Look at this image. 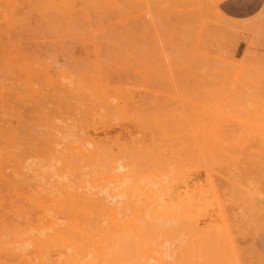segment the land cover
Masks as SVG:
<instances>
[{"label":"rangeland","instance_id":"1","mask_svg":"<svg viewBox=\"0 0 264 264\" xmlns=\"http://www.w3.org/2000/svg\"><path fill=\"white\" fill-rule=\"evenodd\" d=\"M0 188V264H55L51 233L83 213L118 224L123 264L132 235L155 240L149 264H264L257 16L224 0H0Z\"/></svg>","mask_w":264,"mask_h":264},{"label":"bare ground","instance_id":"2","mask_svg":"<svg viewBox=\"0 0 264 264\" xmlns=\"http://www.w3.org/2000/svg\"><path fill=\"white\" fill-rule=\"evenodd\" d=\"M207 127V126H206ZM7 143H8V141H7ZM93 150V149H92ZM99 153V152H98ZM79 155V154H78ZM100 155V154H99ZM143 155V154H142ZM148 155V154H147ZM81 156V155H80ZM72 157H74V156H72ZM83 158V157H82ZM80 159V158H79ZM95 159V158H94ZM199 159V158H198ZM74 161V160H73ZM72 161V162H73ZM79 161V160H78ZM96 162L95 163H97V161L98 160H95ZM107 161V160H106ZM71 162V163H72ZM92 165V164H91ZM94 165H96V164H94ZM93 165V166H94ZM99 165V164H98ZM92 166V167H93ZM91 167V166H90ZM99 169V168H98ZM93 170V169H92ZM70 172V171H69ZM17 173V172H16ZM23 173V172H22ZM3 174V173H2ZM14 174V173H13ZM9 175V174H8ZM22 177H23V175H22ZM10 178V177H9ZM25 178V177H24ZM14 179H15V177H14ZM10 180H12V179H10ZM24 180V179H23ZM2 181V180H1ZM13 181V180H12ZM16 182V181H15ZM11 183V182H10ZM24 183V182H23ZM41 183V182H40ZM151 183V182H150ZM129 184V183H128ZM19 185V184H18ZM37 186H38V184H36ZM35 185V186H36ZM89 185V184H88ZM167 185V184H166ZM42 186H43V184H42ZM57 186H58V184H57ZM64 186V185H63ZM62 186V187H63ZM5 187V186H4ZM22 187H24V186H22ZM66 187H68V186H66ZM71 187V186H70ZM158 188V187H157ZM1 189V188H0ZM48 189V188H47ZM105 189H106V187H105ZM170 190V189H169ZM34 191V190H33ZM142 191V190H141ZM40 192V191H39ZM57 193V192H56ZM98 193V192H97ZM101 193V192H100ZM83 194V193H82ZM86 194V193H85ZM195 194V193H194ZM8 195V194H7ZM20 195V194H19ZM52 195V194H51ZM87 196V195H86ZM7 197V196H6ZM3 198V197H2ZM52 198V197H51ZM86 198V197H85ZM98 198H100V197H98ZM42 199V198H41ZM102 199V198H101ZM14 200V199H13ZM39 200V199H38ZM74 200V199H73ZM100 200V199H99ZM139 200V199H138ZM137 201V200H136ZM160 201V200H159ZM164 201V200H163ZM194 201V200H193ZM17 202V201H16ZM20 202H21V200H20ZM25 202V201H24ZM77 202V201H76ZM97 202V201H96ZM197 202V201H196ZM56 203V202H55ZM64 203H67V201L66 202H64ZM87 203L88 202H86V205H87ZM90 203V202H89ZM95 203V202H94ZM101 203V202H100ZM28 204V203H27ZM48 204V203H47ZM98 204V203H97ZM102 204V203H101ZM76 205V204H75ZM195 205V204H194ZM74 206V205H73ZM2 207H4V205L2 206ZM31 207V206H30ZM92 207V206H91ZM97 207V206H96ZM129 207V206H128ZM62 208V207H61ZM98 208H99V206H98ZM193 208V207H192ZM57 209H59V208H57ZM122 209V208H121ZM65 210V209H64ZM68 210V209H67ZM96 210V209H95ZM148 210V209H147ZM61 211V210H60ZM28 213V212H27ZM94 213H95V211H94ZM3 214V213H2ZM5 214V213H4ZM16 214H17V212H16ZM40 214V213H39ZM96 214H98V213H96ZM132 214V213H131ZM139 215V214H138ZM80 216V217H79ZM99 216V215H98ZM97 215H88L87 213H83V214H80V215H78V216H76V217H78V218H74L73 220H72V218L70 219V218H68V220H72V221H69L70 223L68 224V225H66L65 223L66 222H68V221H66L64 224H63V227H65V225H66V229L65 230H55V232L54 233H51V231H50V233H51V239L50 240H52V244L53 245H55L56 247L54 248V246L50 249V250H52L53 249V251H54V249H56L57 251H58V253L56 254L58 257H56V258H58V260H57V262L55 263V264H121L122 262H121V260H120V256H121V254H125L127 251V249H126V246H124L125 247V249L123 250V246L122 245H125V244H123L124 242H125V237H124V239H123V236L124 235H119V234H121L120 232H118L117 230L120 228H118V224L117 223H115L114 225H112V229L110 228L111 226H109V225H105L104 224V222L103 221H101L100 219L101 218H99ZM13 217H15V216H13ZM104 217H106V215L104 216ZM103 217V218H104ZM157 217V216H156ZM7 218V217H6ZM10 218V217H9ZM61 218V217H60ZM2 218H0V220H1ZM4 219H5V217H4ZM11 219H12V216H11ZM10 219V220H11ZM29 219V218H28ZM111 219H114V217H112V218H110V220ZM138 219V218H137ZM141 219V218H140ZM8 220V219H7ZM7 220H6V222H7ZM53 220V219H52ZM143 220V219H142ZM12 221H14L13 219H12ZM17 221V220H16ZM32 221V220H31ZM101 221V222H100ZM114 222H115V220H113ZM2 222V221H1ZM9 222V221H8ZM52 222H54V220L53 221H51V223L50 224H52L53 225V223ZM63 222V221H62ZM103 222V223H102ZM147 222V221H146ZM58 223V222H57ZM140 223V222H139ZM161 223H162V221H161ZM3 224V223H2ZM11 224H12V222H11ZM22 224V223H21ZM32 224V223H31ZM16 225V224H15ZM138 225V224H137ZM1 226V225H0ZM7 226H10L9 224L7 225ZM26 226H28V225H26ZM61 226V225H60ZM155 226V225H154ZM163 226V225H162ZM173 226V225H172ZM39 227V226H38ZM62 227V226H61ZM143 227V226H142ZM158 227V226H157ZM39 228H41V227H39ZM44 228V227H43ZM50 228V227H49ZM21 229V228H20ZM45 229V228H44ZM55 229V228H54ZM59 229H60V227H59ZM109 229H111V231L109 230ZM192 229V228H191ZM40 230V229H39ZM46 230H48V228L46 229ZM154 230V229H153ZM13 231V230H12ZM27 231H30V230H28V228H27ZM41 231H43L44 232V230H42L41 229ZM75 231H77L78 232V234L76 235V234H73ZM162 231V230H161ZM2 232V231H1ZM43 232H41V233H43ZM111 232V233H110ZM28 233H30V232H28ZM33 233V232H32ZM45 233V232H44ZM43 233V234H44ZM140 233V232H139ZM155 233V232H154ZM40 236H41V234L40 233H38ZM156 234V233H155ZM159 234V233H158ZM45 235V234H44ZM43 235V236H44ZM49 235V234H48ZM132 235V234H131ZM167 235V234H166ZM212 235V234H211ZM1 236V235H0ZM42 236V237H43ZM144 236V235H143ZM4 237V236H3ZM45 237V236H44ZM122 237V238H121ZM147 237H148V235H147ZM157 237V236H156ZM17 238V237H16ZM30 238V237H29ZM117 238H120V239H122V240H124V242L123 241H121L120 240V243H122V244H120V243H117V245H115V247H112L113 246V242H114V240L116 241V242H119V241H117L118 239ZM128 238V237H127ZM142 238H144V237H142ZM149 238H150V236H149ZM158 238V237H157ZM210 238V237H209ZM2 239V238H1ZM130 239H131V236H130ZM152 239H153V237H152ZM27 240H30V239H27ZM143 239H141L140 240V238H137V237H135V236H133L132 235V242H134L135 244H134V247H133V244H131L132 245V247L130 248V249H132V251H129V253L131 254V252H133L135 249H136V259H135V257H134V255H133V259L131 260V262H134L135 264H149L150 262V260H148L149 258H148V256H147V258H146V260L144 259V258H142V257H144L143 255H141L142 254V250H146L147 249V247L148 246H153V242L155 241V240H153V242L150 240V242L151 243H149V241H147L148 239H144L143 241H142ZM43 241V240H42ZM126 241H127V239H126ZM130 241V240H129ZM146 242V243H142V242ZM3 242H5V241H3ZM3 242H2V245H3ZM32 242V241H31ZM38 242H40V241H38ZM131 242V241H130ZM149 244H148V243ZM157 242V241H156ZM18 243H20V242H18ZM44 243H46V242H44ZM43 242L41 243V244H44ZM142 243V244H141ZM22 246H23V244L22 243H20ZM118 244H119V247H118ZM143 246L144 244H147L146 246L147 247H142L141 245ZM194 244V243H193ZM0 245H1V243H0ZM37 245H38V243H37ZM120 245L123 247L122 249H120ZM130 245V246H131ZM137 245H140V247H136ZM158 244H156V246H157ZM5 246H6V244H5ZM24 246H25V244H24ZM43 246H45V245H43ZM145 246V245H144ZM155 246V247H156ZM158 246H160V245H158ZM181 246V245H180ZM4 247V246H3ZM42 247V246H41ZM46 247L48 248L49 247V245L47 246L46 245ZM118 247V249H120V251L119 252H121V250H122V252L119 254V252H118V250H116V248ZM136 247V248H135ZM154 247V246H153ZM22 248H24V247H21V248H19V250L20 249H22ZM45 248V247H44ZM43 248V249H44ZM187 248V247H186ZM2 249L3 248H1V251H2ZM4 249H6V247H4ZM3 249V250H4ZM34 249H37V248H33V250ZM157 249H158V247H157ZM8 250H10V251H12V248L11 249H9V247H8ZM22 250H24V249H22ZM20 251L18 254L19 255H21V253H25V252H23V251ZM25 250H26V248H25ZM24 250V251H25ZM46 251L45 252H47V249H45ZM159 250V249H158ZM0 251V252H1ZM10 251H8L10 254L14 251H12V252H10ZM17 251V249L15 248V252ZM35 251V250H34ZM40 251H44V250H40ZM124 251V252H123ZM195 251V250H194ZM3 252V251H2ZM28 252V251H27ZM36 252V251H35ZM50 252V251H49ZM191 252V251H190ZM200 252V251H199ZM4 253L6 254V251L4 250ZM17 253L15 254L14 253V255H15V257H17L16 255H17ZM31 253V252H30ZM42 253V256H44L45 254H48V255H46V257L45 258H43L42 256H40V255H38V256H40V257H42L43 258V260H45L47 257H48V260L50 259L49 258V253L47 252V253H43V252H41ZM40 253V254H41ZM60 253V254H59ZM140 255V257L138 258V254ZM157 253H158V251H157ZM163 253V252H162ZM182 253V252H181ZM8 254V253H7ZM13 254V253H12ZM28 254L29 253H26L25 254V257H23L24 259H26V261H28L27 259L29 258L28 257ZM124 254H123V256H124ZM128 254V253H127ZM133 254V253H132ZM132 254H131V256H132ZM152 254H153V252H152ZM156 254V253H155ZM164 254V253H163ZM163 254H162V256H163ZM174 254V253H173ZM185 254V253H184ZM1 255H3L2 253H1ZM13 255V256H14ZM36 255H37V253H36ZM60 255V256H59ZM129 255V254H128ZM158 255H159V253H158ZM186 255V254H185ZM195 255V254H194ZM37 256V257H38ZM123 256H121V257H123ZM161 256V255H160ZM187 256V255H186ZM207 256H209V255H207ZM26 257H28V258H26ZM34 257H36L35 255H34ZM33 257V258H34ZM36 257V258H37ZM128 257V256H127ZM126 256L124 257V258H126V259H128ZM130 257V256H129ZM149 257H151V256H149ZM159 257V256H158ZM191 257V256H190ZM4 258V257H3ZM6 258V257H5ZM12 258V257H11ZM10 258V259H11ZM23 258H20V259H22L23 260ZM31 258V257H30ZM41 258V259H42ZM55 258V257H54ZM160 258V257H159ZM181 258V257H180ZM7 259V258H6ZM32 259V258H31ZM35 259V258H34ZM34 259H32V260H34ZM38 259V258H37ZM36 259V260H37ZM13 261L15 260L16 261V259H12ZM22 260H20L21 262H23ZM39 260V259H38ZM47 259L45 260V263H46V261L47 262H49ZM125 260V259H124ZM129 260V262H130V258L128 259ZM136 260V261H135ZM148 260V262H146ZM185 260V259H184ZM19 261V262H20ZM40 261V260H39ZM52 261V260H51ZM146 263H145V262ZM152 261V260H151ZM156 261V260H155ZM159 261H160V259H159ZM174 261V260H173ZM4 262H6V263H8L7 261H4ZM33 262V261H32ZM32 262L30 263L29 261H28V263H30V264H32ZM43 262V261H42ZM121 262V263H120ZM130 262V263H131ZM6 263H4V264H6ZM16 263H17V261H16ZM26 262H23V264H25ZM35 263H39L40 264V262H35ZM53 263V262H52ZM129 263V264H130ZM134 263H132V264H134ZM161 262H159V264H160ZM185 263H187V262H185ZM10 264V263H9ZM18 264V263H17ZM19 264H21V263H19ZM34 264V263H33ZM44 264V263H43ZM48 264V263H47ZM123 264V263H122ZM124 264H125V262H124ZM126 264H127V261H126ZM157 264V263H156ZM164 264V263H163ZM177 264V263H176ZM184 264V263H183Z\"/></svg>","mask_w":264,"mask_h":264},{"label":"crops","instance_id":"3","mask_svg":"<svg viewBox=\"0 0 264 264\" xmlns=\"http://www.w3.org/2000/svg\"><path fill=\"white\" fill-rule=\"evenodd\" d=\"M241 5L244 17L257 16L259 25L264 30V0H224L225 9H232L234 5Z\"/></svg>","mask_w":264,"mask_h":264}]
</instances>
